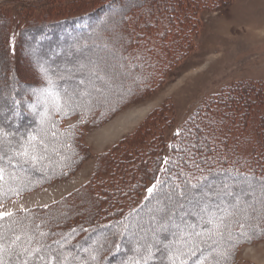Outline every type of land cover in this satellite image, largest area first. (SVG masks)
<instances>
[{
    "label": "rangeland",
    "instance_id": "374dc122",
    "mask_svg": "<svg viewBox=\"0 0 264 264\" xmlns=\"http://www.w3.org/2000/svg\"><path fill=\"white\" fill-rule=\"evenodd\" d=\"M189 1L194 2L0 0V148L19 157L25 153L30 159L23 160L28 162L37 159L53 165L46 176L33 174L34 168L23 167L20 159L8 165L11 177L22 178L25 172L32 186L0 201V211L13 213L1 221L0 226L9 225L6 237L0 228L1 243L8 239L4 241L7 245L16 235L30 234L35 245L29 248L45 246L44 261L54 256L56 264H92L93 252L100 245L107 247L100 254L105 255L118 239L121 251L144 255L154 264H174L169 259L188 250L204 254L206 264H264V168L254 169L251 175H233L242 169L229 173L215 166L194 181L193 187L181 190L176 187L180 173L174 171L166 179L175 178L178 183L168 186L163 181L165 186L154 188L159 194L148 200L147 187L158 177L163 156L190 157L188 140H183L185 131L195 143L200 141V124L189 122L196 110H204L211 99L238 83L243 82L250 94L264 90V0H219L216 8L200 1L202 6L194 7ZM169 4L179 12L175 24L187 18L189 7L194 8L195 17L188 22L191 28L186 36L190 39L185 52L180 55L173 49L161 61L158 58L164 49L153 41L150 26L161 30L158 19ZM97 7L99 15L87 37L67 40V35L64 40L51 34L40 38L41 42L51 40L43 45L31 35L32 29L41 30L50 19ZM143 19L148 22L146 31ZM81 22L78 27L87 24ZM54 78L66 92L64 96L58 91L64 101L58 104L61 108L50 97L34 96L41 89L35 85L47 87ZM75 81L81 84L72 89ZM13 97L24 109L32 110L31 118L37 123L29 139L12 134L15 128L10 120L15 116L6 117L5 112ZM46 106L52 107V114ZM27 118L23 121L28 125L32 120ZM41 122L45 124L40 126ZM140 202L142 207L123 223L110 222L108 236L103 229L88 233L85 245L80 246H68L78 232L61 239L72 228L108 223ZM208 214L223 223L208 224ZM200 219L201 228L195 223ZM217 230L221 235L207 242L189 236L195 231L207 238ZM20 240L14 246L18 252L24 248ZM24 259L23 255L19 258ZM103 259L100 264L123 262Z\"/></svg>",
    "mask_w": 264,
    "mask_h": 264
},
{
    "label": "trees",
    "instance_id": "16d2710c",
    "mask_svg": "<svg viewBox=\"0 0 264 264\" xmlns=\"http://www.w3.org/2000/svg\"><path fill=\"white\" fill-rule=\"evenodd\" d=\"M193 1L194 2H191V1L189 2L194 7L197 6V3L199 1L202 5H204L205 7H209V8L210 7L216 8L220 4L219 0H213L212 2H209V3L205 2V0H202V1L193 0ZM168 7L166 8L168 10L165 11L163 17L158 19V24L160 25L161 30L154 28V26H150L151 33L154 34L153 41L158 43L159 46H161L164 49V51H162L163 53L161 54V58H158V60H161V61L163 60L162 58L164 56L166 57V54H168V51H171L173 49H178L179 51L178 53L180 55H182L185 52V49H186L185 47L188 45L187 40L190 39L188 36H186V34H188L187 30L191 28L188 22L191 21V18L195 17V15H192L191 13L194 10V8L189 7L188 12H187V15H188L187 18L183 17L182 23L175 24L176 16H177L176 14L179 13L177 10V7L173 5L171 6V4H169ZM98 8L100 7H97L96 8L97 10L94 8L93 9L87 8L80 12H73L69 16L60 17L59 19L55 21L50 19L47 22V24L43 26V28H41V30L32 29L33 32L31 35L37 36L38 42L42 43L43 45H48V43H50L51 40L49 38L48 39L46 38V40H43V42H41L40 38L43 39L45 36L48 37L51 34L54 35V37H58L59 35L64 40H66L67 35H69V37H67V40L68 38H70V40H73L75 37H80L83 35L87 37L88 36L87 34H90L89 29L92 26L93 20L97 18L99 15V13H97L99 11ZM121 9L122 7H119L118 11ZM81 21H86L87 23L82 28L81 26L78 27V25L82 23ZM147 24H148L147 20L143 19L142 27H144L143 28L144 31H146ZM63 31H66V32L63 33ZM180 33L183 34V38L180 36ZM164 36H169V38L164 39L163 38ZM89 38H92V37H89ZM172 38L174 39V41ZM87 39L88 38H86L85 40ZM138 42L141 43V39ZM178 42L180 43V46L177 44ZM12 46L13 45H11L10 47L12 48ZM11 54H14V53H11ZM71 82H68V83L71 84ZM80 84L81 82L75 81L74 84L72 85L73 86L72 89H75L76 87L78 88ZM39 86L41 88L39 91L43 93L44 96H42V94H40V92L38 91V93L34 95L35 97H37V99H39L40 97L42 99L46 97H50L51 100L50 99L49 100L52 104H56V105L61 104V103L64 104V101L62 97L60 96L61 94H58V91L62 93V95L64 94V96L66 95V92L63 93V91L60 90V89H64V87L62 83H60L59 80H56L54 78L53 83L51 85H48L47 87L45 86L43 87L40 84V85H35L34 88L39 87ZM243 87L245 88V85L242 82V83L235 84L234 87L229 86L225 88V91L223 93L221 94L219 93L217 96L211 99L207 103V105H205L204 110H201L200 112L196 110V112L193 113L189 117V122H192L194 124V122L197 121V123L201 125V126L199 125L197 128L202 131V137H200L201 138L200 141L195 143L196 142L195 140L194 141L191 140L192 137L190 136V134L186 135V133L188 132V130H186L183 140L184 141L188 140V142L186 143L189 144L188 149L191 150L190 157H186L185 155L180 154L178 159H176V158H173L172 155L167 156V157L161 155V158L163 156L164 159L162 160L159 166L158 177L155 179V181L152 182V184L149 187H147V192H148V188L152 187L153 185H156L158 189H160V187L164 184L163 181H168V182H165V184H167L168 186L169 184H171L169 182L177 184L178 181L175 178L174 179L172 178V181H169L171 179L169 180L166 179L168 177L171 178L174 171L176 172V174L177 172L180 173L179 182L181 184L179 183L176 187L181 190L182 188L185 189L188 186L193 187L192 183L194 181H198V180L200 181L202 177L205 175V173L208 174L212 172V169H214L215 166H216L215 169L221 168L222 171H227L229 173L231 171L230 169H233V168H237V169L239 168L240 170L242 169L240 173L235 172L233 173V175H238V174L251 175L254 169L264 168V113H263L264 112V90H261L260 92V90L255 89V92H256V95H255L254 93L250 94ZM44 92H48L51 95L50 94L45 95ZM29 93L32 94L31 92ZM252 95L257 96L258 98L254 99L252 98L253 97ZM258 99H260L261 101L258 102ZM9 101L13 102V104H11V106L8 108L9 111L5 112V114H6V117L8 116L12 118L11 115L15 116L14 120L12 121L10 120V122L13 125L12 127L15 128V131L12 134L15 135L16 138L19 137L23 139L27 137L29 139L30 135H32V131L35 130L34 127L37 125L34 119L32 120L31 118V115H33L31 112L32 110L28 109V107L24 109L21 105H19L20 102L15 97L11 98ZM30 101L31 100L27 99V102H30ZM251 107H253L254 109L252 110ZM45 108L48 109V112H49L48 114L53 113L52 107L46 106ZM70 110L72 112L74 109H70ZM24 116L28 117L27 119L32 120L31 122H28V125L30 127L26 124V121H23ZM54 116H57V114ZM20 124H23L25 127L24 126L22 127ZM43 124H45V122L43 123L41 122L40 126H43ZM26 125L28 127H26ZM258 133H259L260 138L258 137ZM183 140L182 142H184ZM30 141L33 142L34 137H32ZM191 145L192 146L194 145V146L191 147ZM4 148L6 147L3 146L2 149L0 148V169H3V179H0V201L7 200L15 196L16 194L20 193L21 191L32 186L29 184L31 183V181L29 182L28 175H26L25 172L22 173L23 171H21L23 175L22 178H17V176L14 177V175L11 177L9 175L8 169L11 170L10 169L11 166L9 167L8 165H14V163H12L13 159H20V163H22L21 165L25 168H28V169L34 168L32 171H33V174H36V175L46 176L45 174L50 169V166L53 170V165L45 164L42 161L39 162V160L37 159H36V162L34 161V159L29 160V162H33V163L35 162L34 165L32 163L29 164L28 161L23 160V157L30 159L29 155L23 153V156L19 157L15 154L13 155V153L10 152V149L6 151ZM228 152H230L231 156H229ZM158 157L160 158V156ZM23 161H26V162H23ZM41 167H44V169H42ZM59 170H61V168L59 169L58 167V172ZM148 194L151 195L150 198L148 199L150 200L152 199V197L157 196L159 193L157 190L153 189V191L151 193L148 192ZM142 204L143 202H140L135 207L127 209L124 214L118 217L116 216V217L110 218L108 223H103V224L97 223V224H91V225H86L82 227L78 226V227L72 228V230H70L68 233H65V235L64 234L61 235V239H63V237H65L66 234L69 235L70 233L72 234L74 232H78L76 235H74L76 237L73 239L74 241L71 242L72 245H68V246H80L81 244L85 245L83 241L86 237H88L87 236L88 233L93 234L94 231L98 232L103 229L104 232L106 233V236H108V234L112 232V231L107 232V229L109 228L108 225L110 224V222H112V224L113 223L114 224L123 223L122 220L128 217L130 214H132L133 211H137L138 209H140L142 207L141 206ZM1 221L2 220H0V225H1ZM201 222L202 220L200 219L199 221L195 223L196 225H199L201 228L203 226ZM2 226H0V228L3 229L4 233L7 232V230H9V225L7 223L5 225L2 223ZM7 235H8V232L5 234L4 237H6ZM42 236H45V234L42 233ZM19 237L21 238V240L19 241L20 246L25 247L26 245H28L29 247V246H32V244L33 246L35 245L34 244L35 242L32 236H30V234H28L27 237H21V236ZM29 238H31L30 243H29ZM5 240L7 241L8 239H5ZM13 240L14 238L12 237L9 242L11 243ZM118 243H119V239L117 240V244ZM117 244L114 245L115 247L113 246V248L111 247L110 250H107L105 255H100V254L104 250H106L107 247L100 245L93 252L94 256H92V259H94L93 261L94 263L92 262V264H95V263L100 264L103 258H104L103 261H105L109 257H111L112 260L114 261L115 260L118 261L119 259L120 261H123L120 264H154L149 261L150 260L149 258H148L149 260L146 259L144 255L140 256L138 255V253L136 254L135 252L131 253L127 251H121L123 247L120 249L119 245ZM46 245L47 247H54V246H51L50 244H46ZM124 248L127 249L126 246ZM192 252H195L196 255L193 256ZM130 253H131V256H130ZM141 254H143V252H141ZM39 255L46 257V254L43 255L42 253H39ZM125 255H129V257L124 258ZM203 255L204 254H200L196 250L191 251V252L190 250H188L187 252L181 251L178 256L171 257L169 260L173 261L174 264H206L205 263L206 258ZM32 257H31L32 261L31 262L28 261V264H47V262H45L44 259L43 260L37 259L36 258L37 254L33 255ZM14 258L15 257H9L8 255L4 256V259L7 262V264H17V259H14ZM69 258L71 259V257ZM69 258L66 259V261L69 262L70 261ZM89 258H91V256L88 257V261H91ZM45 259L47 260V258ZM48 259H52V264H56V258L54 256H50V258Z\"/></svg>",
    "mask_w": 264,
    "mask_h": 264
},
{
    "label": "snow or ice",
    "instance_id": "6c2138e0",
    "mask_svg": "<svg viewBox=\"0 0 264 264\" xmlns=\"http://www.w3.org/2000/svg\"><path fill=\"white\" fill-rule=\"evenodd\" d=\"M0 179H3V169H0ZM156 187V185H153L152 187L148 188V192L151 193L153 191V189ZM228 215H232L231 212L227 213ZM13 215L12 212H7V211H0V220L4 219L5 217H11ZM209 215V219L207 220L208 224H213L216 220H219L220 223H223V220L217 217H214L212 214H208ZM189 228H191L192 226L189 225L187 226ZM244 226L241 224V228H243ZM221 235V233L217 230V231H212L210 233V235L205 238V236L200 233V232H190L189 236H195V237H199L201 239L202 242H207V239H211L212 236H218ZM3 234H0V240H2ZM252 237L249 236V239H251ZM30 239L29 238V243H30ZM20 240L19 236H16L15 239L5 245L4 243H0V264H7V262L4 259L5 253H7V255L9 257H13L15 256L17 258V264H28V258L32 257L34 253L37 254V259H45L44 256H40L39 253L46 251L45 246L41 245L37 248H29L27 245L22 248L19 252L16 250V247H14L16 245V241ZM23 255L25 257V259L23 261L19 260V257ZM192 255H196L195 252H192ZM47 264H52V259H48Z\"/></svg>",
    "mask_w": 264,
    "mask_h": 264
},
{
    "label": "bare ground",
    "instance_id": "6f19581e",
    "mask_svg": "<svg viewBox=\"0 0 264 264\" xmlns=\"http://www.w3.org/2000/svg\"><path fill=\"white\" fill-rule=\"evenodd\" d=\"M141 114V113H140ZM137 118V116L136 117H134V119H136Z\"/></svg>",
    "mask_w": 264,
    "mask_h": 264
}]
</instances>
